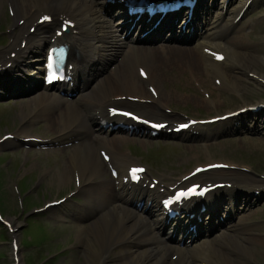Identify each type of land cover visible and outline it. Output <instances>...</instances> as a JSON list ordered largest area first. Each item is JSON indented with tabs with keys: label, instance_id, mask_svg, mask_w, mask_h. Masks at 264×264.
<instances>
[{
	"label": "bare ground",
	"instance_id": "bare-ground-1",
	"mask_svg": "<svg viewBox=\"0 0 264 264\" xmlns=\"http://www.w3.org/2000/svg\"><path fill=\"white\" fill-rule=\"evenodd\" d=\"M234 1L230 0V3ZM258 1L252 0L250 5H255ZM212 2L214 8L219 7V0H213ZM200 3L204 4V0H200ZM6 4L12 8L13 19L10 24L5 21V24L9 25L11 29L7 38L12 39V42L5 47H0V62H4V65L9 62L12 63V70L6 68L0 72L2 74L0 80L5 84L9 83L10 75L20 78L21 81L30 80V85L32 86L38 84L40 75L24 77V71L22 70L23 63L26 57L32 56L29 61L25 62L34 66L29 72L40 69L38 64L45 46L50 43L49 34H51L52 26L57 24L58 18L63 14L76 22L75 29L78 33L73 36L77 40L76 44L79 54L85 56L83 59L86 61L87 70L91 71V76L98 75L99 69H96V64L92 62L95 56L99 55V62L105 66L106 61L109 59L111 61L115 60L117 57L119 49H116L114 46L120 47V50H124L125 47L131 48L132 64L137 66L143 63L147 67L149 82L154 83L158 92L159 103H166L169 100L164 88V83L169 78V72L173 75L175 72L182 73L185 69H189V71H192V77L189 78L190 81H197L202 91L209 94H211L210 89L204 86L214 87L219 85L228 91H235L240 94L243 90L242 81L246 79L251 80L249 78L250 75L259 84L264 82V76L252 70L253 66L260 64L264 66V57L249 52H242L246 37L243 32L247 29H241L240 22L235 26V19L239 11L244 7L243 5L237 8L236 11L229 4L225 13L221 11L217 17L209 20L207 34L205 37L202 36V41L196 45L200 48H215L219 50V53H223L224 60L218 63L205 55L196 46L190 48L171 45L169 44L171 42H163L159 45H149L143 48L139 46L142 44H127V42L121 39V35L115 29V25L109 20V17L103 15L104 11L111 9L110 6H104V0H0V9L3 10ZM250 9L251 7H249L248 11ZM45 10L53 17L52 25H39L37 23L39 19L38 13ZM2 18L0 17V20H3ZM21 21L23 22L22 24ZM153 24V22H150L148 27L150 28ZM168 26L177 29L174 23L167 22L165 27ZM33 27H36V30ZM21 41L23 42L20 43ZM24 42L26 43L25 46H23ZM107 45H112L113 48L110 51L106 50L103 46ZM12 52L18 53L14 62L8 57ZM107 53H110V56H107ZM19 72L23 75L19 74ZM103 81L104 84L99 90L95 92L90 91L83 95L78 105H75L74 102L73 105L67 106L66 109H63V107L55 108V103L62 105V99L56 95L43 93L33 102H29L28 104L23 103L20 110V118L24 124L19 132L22 133H27L30 125L38 119H44L46 124L48 123L47 128L49 132L57 131L53 135L57 136L56 140H64L75 134L88 132L87 136H89V140L84 145L76 148L69 156L66 165L62 166L64 170L61 171V175L58 176V173H56L53 176L54 182L60 188L70 186L72 183L74 184L75 178L79 177L80 184L78 187L76 186V188L72 189L74 194L71 197H82L85 202L80 207L66 203L67 201L64 204L70 205V208L79 212L82 218H88L87 220H89L92 216H96L97 212L102 211L100 217L90 220L87 231L85 227H82L75 237L77 243L79 242L80 245L84 246L83 263L201 264V261H192V258L195 256H205L209 262L219 258L218 264L250 263L252 261L251 254L247 251H251V249L257 246L263 247L264 234H257L254 231L257 223L251 222L250 217L255 212L246 213L251 212L248 210L254 209L257 201L264 198V196L259 197V195L264 193V177L258 178L256 175L253 176L249 170L241 171L239 168L244 163L236 161L228 165L235 170L211 171L198 175V178H205L204 180L197 179L198 181L235 183V187L231 189L215 191L210 194V198L215 201L213 203V211L210 212L211 214L215 213V215L216 213H220L223 209L220 202L229 199L230 212L236 215L239 221L233 224L232 222L220 223V226L224 227L221 235L206 239L201 245L193 246L191 250H184L178 260L175 263H171L172 256L181 250L167 244L160 237L157 226L153 221L127 208L125 202L117 197L118 194L115 191L113 180L111 177H108L106 164L89 142L94 140L104 142L113 157V165L115 166L116 164L122 169L123 163L129 166L131 161L127 155H120L118 153L120 151L118 147L121 143H127L129 138L122 135L115 136L110 143L107 135L100 137L99 134L91 133V130L94 131L92 124L97 121L96 114L98 111L105 112L108 106L124 104L139 111L143 116L151 118H157V116L165 117L166 119H163L164 122L181 123L183 120L178 119L176 115L168 116L166 113L160 111L157 106L136 104L128 101H115V98L122 95L138 96V94H129L125 93V91L138 93L140 90L144 91L142 96L150 99L152 104L156 101L154 96L145 92L146 89L144 90L143 88L145 84L134 75L132 69L128 66V61L121 63L118 72L114 75L110 72ZM192 85L197 90V87L194 84ZM142 91L139 93H142ZM169 98L172 99L173 97L169 96ZM191 101L195 104L196 108H200L201 103H204L206 107L218 110V105L211 96L207 100L195 95L194 98H191ZM256 105H258L257 107H261L257 112H252L247 108L243 112H240L239 115L230 117V115L237 113L239 110L245 108V106H255L240 105L237 109L224 113L228 116L226 117L227 120L222 124L226 125L220 126L218 131L212 134L213 138L216 139L217 136L223 133H232L235 130V124L240 126L241 131L247 132L244 125L248 122L254 124L252 129H248L249 132L252 130L253 133L259 135L261 134L260 132H264V128L261 130L259 125L264 120V102L257 103ZM34 112L36 113L33 117L32 113ZM22 133H16L15 139L35 137L23 136ZM206 136L208 138L211 137L209 133ZM185 138H188V135ZM14 141L17 142L16 140H7L1 146H10L15 144ZM142 142L146 143L145 140H142ZM210 145L205 144L202 146L208 152ZM216 145H218V142ZM211 163L209 162L208 164ZM217 163H222V161L214 162V164ZM257 193L259 194L257 195ZM232 202L236 205L242 204L243 208L233 209L231 206ZM55 208L57 207H50L49 209L55 210ZM8 221L12 229H16V221L14 219H8ZM200 227L203 232L204 223L200 224ZM205 228L210 230L208 227ZM13 239L16 244L19 243L16 235L13 236ZM253 251H256V249ZM14 256L19 259L20 264H23L18 251L13 253Z\"/></svg>",
	"mask_w": 264,
	"mask_h": 264
},
{
	"label": "rangeland",
	"instance_id": "rangeland-1",
	"mask_svg": "<svg viewBox=\"0 0 264 264\" xmlns=\"http://www.w3.org/2000/svg\"><path fill=\"white\" fill-rule=\"evenodd\" d=\"M222 1L219 0V4ZM237 1L233 5V9L236 10L241 7L245 0ZM0 13L3 22L7 21L8 24L12 22L5 5L3 10L0 9ZM3 28L4 25L1 31L4 30ZM244 28L247 30L243 32L246 37L242 52L264 57V0L256 2L244 17L241 22V29ZM7 42L4 33L0 34V47H3ZM253 67V71L264 76L263 65ZM25 69L30 71L31 68ZM133 70L135 72L134 68ZM189 72L192 71L185 69L182 73L175 72L173 75L169 72V78L164 83L165 94L169 99L165 104L179 114L176 115L178 119L182 120V117H180L182 114L193 118L215 117L237 109L240 105H256L264 102V85L249 77L251 80L242 81L243 90L240 94L235 91H220V89L216 90L214 87L203 85L210 89V95L217 103L218 110L208 108L204 103H201L200 108H196L191 98H194L195 95L201 99L204 98L193 87L189 79ZM161 73L163 74V72ZM21 89L22 85L15 92L18 94ZM169 96L173 98L171 99ZM10 101H5L0 105V137L5 133L12 132L15 126L21 127L20 110L22 104H28L31 100L30 98H22L17 103L9 104ZM78 102L76 101L75 104L78 105ZM47 124H43L36 131L45 137L53 136L57 131L49 132ZM259 125L260 129L263 130L264 120ZM253 127L254 124L247 126L248 129ZM210 131L211 133L217 132L218 128L213 127ZM250 131H241L230 136L220 135L221 137L212 139L209 142L211 145L208 152L201 145L202 140L189 143L180 140L166 143L162 141L155 143L146 141V143H143L141 140L131 138L127 143L120 144L118 153L120 155L125 153L130 155L132 153L143 157L144 161L149 162L155 170H158L153 171L154 173L173 174L174 178L184 175L196 164H206L218 160L249 164L254 175L258 178L264 177V132H260L259 135L253 133L252 130ZM111 140L112 138L109 141L110 143ZM217 142L218 145H216ZM90 145L93 144L90 142ZM6 150V148H0V212L6 219L14 218L17 226H19L15 235L18 237L21 246L19 254L23 258V263L84 264V246L80 245L79 242L77 243L75 237L82 227H85L86 231L88 227L78 224L67 225L66 221L60 216V209L38 212L32 215L34 209L35 211L43 209L44 204L48 201L59 199L74 189L73 183L65 188H60L53 180L54 174L58 173V176H60L61 171L64 170L62 166L67 163L68 153L49 155L31 153L27 156V164L21 170V172L24 171L23 175L19 176L17 166L24 157L17 154H4ZM95 152L98 154L96 148ZM8 163H11V165L9 166ZM40 176L43 178L41 179ZM108 177H110L109 174ZM18 192L24 195L25 201ZM19 197L23 200L22 204H20ZM73 200H78V197L72 199V202ZM229 201L226 200V203L229 204ZM81 202H84L83 198H81ZM248 211L251 212L246 214L255 212L250 217L251 222L257 223L254 228L255 233L264 234V199L257 201L254 209ZM27 212H29L28 215ZM30 213L32 214L30 215ZM25 216L29 217L26 218ZM236 221H239V219H236ZM222 232L223 229L216 235H221ZM254 249L256 251H253ZM247 252L251 254L252 261L246 264H264V246H257ZM11 253L10 234L0 224V264H13Z\"/></svg>",
	"mask_w": 264,
	"mask_h": 264
},
{
	"label": "snow or ice",
	"instance_id": "snow-or-ice-1",
	"mask_svg": "<svg viewBox=\"0 0 264 264\" xmlns=\"http://www.w3.org/2000/svg\"><path fill=\"white\" fill-rule=\"evenodd\" d=\"M139 171H142V170L140 169L133 170L134 173L139 172Z\"/></svg>",
	"mask_w": 264,
	"mask_h": 264
}]
</instances>
